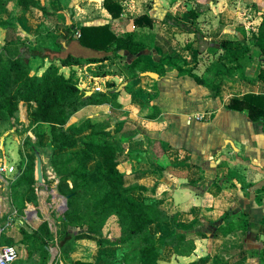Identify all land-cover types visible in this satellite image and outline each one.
<instances>
[{"label": "crops", "instance_id": "crops-1", "mask_svg": "<svg viewBox=\"0 0 264 264\" xmlns=\"http://www.w3.org/2000/svg\"><path fill=\"white\" fill-rule=\"evenodd\" d=\"M103 1L70 0L66 7L65 0H51V9L59 10L55 15H46L42 10L17 13L20 25L33 37L41 35L39 26H43V33L65 35L60 40L62 48L45 59L39 73L51 63L61 66L59 57L73 55L86 60L104 56L103 51L80 43L74 34L79 24L109 23L117 34L133 31L137 39L148 42L149 47L143 51L144 60L157 66L159 79L142 75L126 79L120 64L110 59L61 66L60 71L66 77L74 73L80 88L91 94L116 90L127 83L120 91L115 109L111 104L87 105L71 118V123L87 117L102 120L114 114L109 129L125 138L117 154L121 171L136 177L139 185L152 188L159 184L155 192L147 195L154 200L162 199L161 207L167 213H180L181 219L190 225L199 221L203 224L201 230L205 235L195 240L190 253L177 254L172 246H167L159 264H183L203 258L204 264H260L256 254L264 251V121H252L246 112L228 108L232 98H242L247 93L264 94V82L257 79L260 68L257 53L246 62L244 73L237 71L235 77H223L211 69L223 43L228 46L231 41L235 47L239 42L243 46L254 43H249L248 32L244 31L243 36L238 31H228L237 30L238 14L230 9L228 0H208L210 14L199 13L194 17L189 14L192 8L186 0H120L123 13L114 19ZM5 13L9 12L1 15ZM143 14L153 19L152 28L134 24V19ZM72 24L76 25L75 30L67 32V26ZM205 52L207 55L202 58ZM120 54L130 61L135 58L125 51ZM207 56L212 57L211 62ZM169 58L192 62L181 64L184 68L195 67V73L220 86L211 89L177 67L163 64ZM151 105L159 107L156 118L143 115V111L153 113L145 109ZM197 115L203 118L197 119ZM18 119V123L0 119V166L16 168L14 172H0V244L22 246L20 251L15 245L19 251L15 264H68L58 242V231L64 228L60 217L67 210H63L64 199L57 190L56 175L52 179L48 168L47 178L53 183H47L46 179L44 185L36 182V200H17L24 189L15 188V181L29 161L37 162L27 142L28 137L36 140L37 136L35 126L29 127L25 103L20 104ZM117 119L123 122L116 125ZM48 127H41L45 144L50 142ZM41 157L44 166L49 158ZM141 194L140 190L133 192L135 197ZM229 211L248 214L245 239L248 249L222 261L217 253L225 237L217 233V228L224 223L222 215ZM44 222L49 223L54 233L50 242L57 246L51 247L52 254L46 262L42 261L44 256L39 249L40 236H33L24 244L21 232L23 227L38 230ZM153 230L159 245L163 246L164 239L175 232V227L170 222H158ZM99 254L97 241L83 234L71 256L74 260L96 261Z\"/></svg>", "mask_w": 264, "mask_h": 264}, {"label": "trees", "instance_id": "trees-1", "mask_svg": "<svg viewBox=\"0 0 264 264\" xmlns=\"http://www.w3.org/2000/svg\"><path fill=\"white\" fill-rule=\"evenodd\" d=\"M50 1L0 0V15L2 12L11 14L8 20L0 17V26L13 27L17 13L42 10L46 15L57 14L59 10L51 9ZM103 6L114 19L120 18L124 9L120 0H104ZM189 14L191 17L197 15L193 9ZM134 24L137 27L152 28L154 22L149 15L143 14L134 19ZM42 27H39L40 30ZM78 27L80 43L105 54L86 60L73 55L59 57L61 66L110 59L120 64L123 75L129 80L139 78L146 71L157 72V66L153 67L144 60L143 51L149 47L148 42L137 39L135 32L117 34L109 23L79 24ZM75 28L76 25L72 24L66 29L72 32ZM50 35H39L29 43L16 39L0 45V119L18 123L20 104L28 106L29 127L35 126L37 139L28 137L27 142L35 154L49 158L43 166L44 177H48L50 168L59 179L58 192L71 196L67 211L60 217L64 225L58 231L61 254L70 264H159L163 249L167 246H172L177 254L190 253L195 247V240L205 235L201 230L203 224L199 221L190 225L181 219L180 213H167L161 207L162 199L154 200L147 195L155 192L159 184L152 188L139 185L136 177L127 176L121 171L117 154L125 138L109 129L115 115L104 116L102 120L87 117L71 123V118L87 105L111 104L115 109L120 91L88 95L86 90L80 88L74 73L66 77L60 71L61 66L55 63H51L40 74L45 59L51 58L50 51L56 52L62 48L60 40L65 37L63 34ZM232 43L229 41L228 46H224V43L220 46L221 51L216 54L215 62L211 65L212 71L228 78L233 77L235 71L244 73L246 62L256 52L255 57L260 66L257 79L264 82V21L252 45L243 46L239 42L238 47H235L234 43L230 45ZM122 51L135 57L134 60L124 58L120 54ZM181 63L187 65L192 62L169 58L163 64L177 67L180 72L191 75L199 84L211 89L220 86L195 73V67L184 68ZM158 108L151 105L145 109L153 113L143 111V115L156 118L159 115ZM228 108L246 112L252 121L263 122L264 94L247 93L242 98H232ZM120 122L123 120L117 119L115 124ZM42 125L49 126V144H45L41 138ZM35 170V160L29 161L23 174L15 181V188L24 189L23 193L21 191L17 195V200H36L35 184L38 181ZM135 190H140L142 194L135 197ZM222 218L224 223L218 226L217 233H222L225 238L217 257L227 261L247 251L245 239L249 221L248 214L243 211H229ZM158 222H170L175 227V232L164 239L163 246L159 245L153 230ZM84 230L87 232H81ZM21 232L24 244L31 237L40 236L42 242L39 249L44 256L42 261L46 262L52 254L51 247L56 246L55 242H50L54 239V233L49 223L44 222L38 230L23 227ZM83 234H89L100 245L96 261L74 260L71 256ZM256 255L260 264H264V251ZM205 260L203 258L183 264H204Z\"/></svg>", "mask_w": 264, "mask_h": 264}, {"label": "rangeland", "instance_id": "rangeland-1", "mask_svg": "<svg viewBox=\"0 0 264 264\" xmlns=\"http://www.w3.org/2000/svg\"><path fill=\"white\" fill-rule=\"evenodd\" d=\"M65 1H66V7H68L70 0H65ZM186 1L190 2L191 8L196 11L197 15L199 13L210 14L208 0H186ZM263 1L264 0H228L230 4L229 5L230 9L234 10L239 16V22H237V25H236L237 30L229 29L228 31L230 32L238 31L240 34L242 33L241 35L243 36H245L244 31L248 32L249 35L246 34V36L250 38L249 43L252 44L255 40V34L258 33L261 27V24L264 21V16H263L264 2ZM10 15H11L10 13L8 14L5 13L1 15V18L8 20ZM261 17L263 18L262 20L260 19ZM13 20L15 24L13 27L4 28L0 26V45L4 44L8 40H16V39H21L22 41L29 43V42H33V40H35V38L38 37V36L33 37L29 35L28 32L24 30L22 26L20 25L17 16ZM43 30L44 29L40 30L39 28V32L41 36H51L50 35L52 34L51 32L43 33L44 32ZM75 31L76 32L74 34L78 37L79 30H75ZM52 41L53 39L50 40V42ZM57 51L56 52L50 51L51 57L57 54L58 53ZM204 55L206 56L207 52L203 54L202 58L204 57ZM207 57L210 59V62H211L212 57L211 58L210 56H207ZM236 73L237 71L234 72L233 77H235ZM22 109L24 108L22 107ZM45 179L47 181H50L48 180V178H45ZM50 183H53V182H50ZM15 245L19 248L20 251L22 250V246H20V244L15 243Z\"/></svg>", "mask_w": 264, "mask_h": 264}, {"label": "built area", "instance_id": "built-area-1", "mask_svg": "<svg viewBox=\"0 0 264 264\" xmlns=\"http://www.w3.org/2000/svg\"><path fill=\"white\" fill-rule=\"evenodd\" d=\"M80 33H78V37H80ZM197 119L203 118V116H196ZM15 166H0V172L9 171L14 172ZM50 175L52 179H55V174L50 171ZM19 257V251L17 247L13 244H0V264H13Z\"/></svg>", "mask_w": 264, "mask_h": 264}, {"label": "water", "instance_id": "water-1", "mask_svg": "<svg viewBox=\"0 0 264 264\" xmlns=\"http://www.w3.org/2000/svg\"><path fill=\"white\" fill-rule=\"evenodd\" d=\"M142 76H149L154 79H159V74L157 72L153 71H146L141 74ZM127 83H123L119 88H117L115 91L119 92L121 91ZM87 94H91V91H87ZM233 145V142H230ZM37 156V162H36V174H37V181L39 184L44 185L45 183V177H44V172H43V160L41 155L36 153ZM64 199V205H63V210L66 211L68 209V200L71 197L70 195H63L62 196Z\"/></svg>", "mask_w": 264, "mask_h": 264}, {"label": "bare ground", "instance_id": "bare-ground-1", "mask_svg": "<svg viewBox=\"0 0 264 264\" xmlns=\"http://www.w3.org/2000/svg\"><path fill=\"white\" fill-rule=\"evenodd\" d=\"M57 195V194H56Z\"/></svg>", "mask_w": 264, "mask_h": 264}]
</instances>
